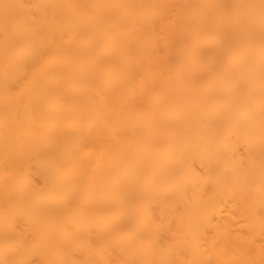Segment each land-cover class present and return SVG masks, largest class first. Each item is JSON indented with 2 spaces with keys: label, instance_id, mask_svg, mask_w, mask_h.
I'll return each mask as SVG.
<instances>
[{
  "label": "bare ground",
  "instance_id": "bare-ground-1",
  "mask_svg": "<svg viewBox=\"0 0 264 264\" xmlns=\"http://www.w3.org/2000/svg\"><path fill=\"white\" fill-rule=\"evenodd\" d=\"M0 264H264V0H0Z\"/></svg>",
  "mask_w": 264,
  "mask_h": 264
}]
</instances>
